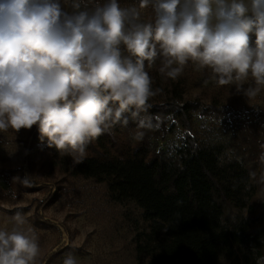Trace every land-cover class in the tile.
Here are the masks:
<instances>
[{"label": "clouds", "instance_id": "9594fccd", "mask_svg": "<svg viewBox=\"0 0 264 264\" xmlns=\"http://www.w3.org/2000/svg\"><path fill=\"white\" fill-rule=\"evenodd\" d=\"M149 7L153 17L142 22ZM66 9L63 0H0V132L37 126L41 141L74 163L118 124L150 127L141 114L161 90L146 62L159 59L172 80L192 62L249 98L264 87V0H71ZM249 78L255 86L244 89ZM12 219L0 230V264H35L38 237L21 230V213ZM62 264L78 261L68 254Z\"/></svg>", "mask_w": 264, "mask_h": 264}, {"label": "trees", "instance_id": "16d2710c", "mask_svg": "<svg viewBox=\"0 0 264 264\" xmlns=\"http://www.w3.org/2000/svg\"><path fill=\"white\" fill-rule=\"evenodd\" d=\"M71 11V0H63ZM91 6L97 0H84ZM103 3L104 0H99ZM121 7L139 0H118ZM142 22L153 17L145 9ZM160 60L147 67L152 89L142 118L150 127L138 129L130 120L116 125L86 147L82 162L49 148L37 126L20 143L25 154L21 173L0 168V195L20 200L24 194L48 190L37 203L34 227L58 233L60 243L39 259L49 264L73 250L70 230L45 217L55 200L70 201L64 188L33 183L31 150L42 154V167L71 179L103 185L109 201L140 210L148 231L134 236L137 264H260L264 260V112L258 107L228 111L183 97L174 80L159 73ZM198 85L212 73L189 62L182 72ZM210 124L207 129L204 127ZM206 130L199 137L198 129ZM137 131L143 136L135 138ZM176 135L178 142L168 145ZM29 178L27 182L25 178ZM65 191V192H63Z\"/></svg>", "mask_w": 264, "mask_h": 264}, {"label": "rangeland", "instance_id": "374dc122", "mask_svg": "<svg viewBox=\"0 0 264 264\" xmlns=\"http://www.w3.org/2000/svg\"><path fill=\"white\" fill-rule=\"evenodd\" d=\"M137 6L138 5H132ZM131 6V7H132ZM146 14L141 12V18ZM255 37H252L254 44ZM174 82L179 86L183 97L199 100L203 105H222L228 111H238L243 108L253 109L254 106L264 112V87L253 98H249L244 91H237L235 84L218 86L212 76L198 85L192 83L183 73ZM255 86L249 78L242 85L244 89ZM209 123L204 125L207 129ZM204 128V129H205ZM198 129L199 137L207 131ZM27 130L15 132L12 129L0 132V168L17 170L21 173L25 149L20 143ZM178 142L176 135L167 138V144ZM42 154L38 150H31L33 183L35 186L43 183L54 184L70 192L71 200L63 198L52 202L43 212L46 218L70 230L69 245L73 250L59 256L49 264H62L66 255L71 254L77 258L78 264H137L134 256V236L147 232L148 224L144 222L139 209L130 204H112L103 185L92 181L71 179L60 173H49L42 167ZM264 162V160H263ZM48 190L26 193L20 200H9L0 195V230L10 231L15 225L13 216L19 212L25 223L21 230L38 237L39 254L35 264L46 253L50 252L60 243L58 233L50 230H39L34 227L33 213L39 201L48 195ZM65 192V191H63ZM142 264H146L145 262ZM264 264V260L260 263Z\"/></svg>", "mask_w": 264, "mask_h": 264}]
</instances>
